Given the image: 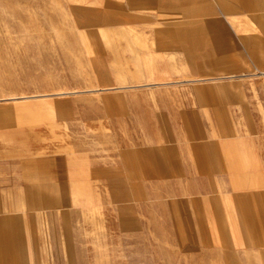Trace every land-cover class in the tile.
Segmentation results:
<instances>
[{
    "label": "crops",
    "instance_id": "crops-1",
    "mask_svg": "<svg viewBox=\"0 0 264 264\" xmlns=\"http://www.w3.org/2000/svg\"><path fill=\"white\" fill-rule=\"evenodd\" d=\"M63 4L88 87L65 141L0 106V264H264V0Z\"/></svg>",
    "mask_w": 264,
    "mask_h": 264
},
{
    "label": "rangeland",
    "instance_id": "rangeland-1",
    "mask_svg": "<svg viewBox=\"0 0 264 264\" xmlns=\"http://www.w3.org/2000/svg\"><path fill=\"white\" fill-rule=\"evenodd\" d=\"M80 42L63 0H0V106H26L31 121L58 119L65 141V112L53 106H70L67 96L89 82Z\"/></svg>",
    "mask_w": 264,
    "mask_h": 264
}]
</instances>
